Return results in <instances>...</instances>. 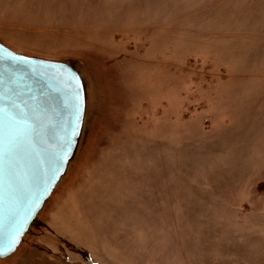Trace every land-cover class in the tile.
<instances>
[{"label":"rangeland","instance_id":"obj_1","mask_svg":"<svg viewBox=\"0 0 264 264\" xmlns=\"http://www.w3.org/2000/svg\"><path fill=\"white\" fill-rule=\"evenodd\" d=\"M0 42L86 92L76 153L0 264L28 245L264 264V0H0Z\"/></svg>","mask_w":264,"mask_h":264},{"label":"water","instance_id":"obj_2","mask_svg":"<svg viewBox=\"0 0 264 264\" xmlns=\"http://www.w3.org/2000/svg\"><path fill=\"white\" fill-rule=\"evenodd\" d=\"M13 78L18 108L9 102ZM0 109L4 260L20 246L76 153L85 119V85L72 63L26 56L0 42Z\"/></svg>","mask_w":264,"mask_h":264},{"label":"crops","instance_id":"obj_3","mask_svg":"<svg viewBox=\"0 0 264 264\" xmlns=\"http://www.w3.org/2000/svg\"><path fill=\"white\" fill-rule=\"evenodd\" d=\"M71 254L67 248L59 246H31L21 251L9 264H91L89 260H83L79 252ZM82 252V253H83Z\"/></svg>","mask_w":264,"mask_h":264},{"label":"snow or ice","instance_id":"obj_4","mask_svg":"<svg viewBox=\"0 0 264 264\" xmlns=\"http://www.w3.org/2000/svg\"><path fill=\"white\" fill-rule=\"evenodd\" d=\"M10 83L12 86L9 89V102L13 108H18V105H16L15 99H14V96H15L14 78L12 80H10ZM0 111H2V109H0ZM10 119H11V122L14 124L16 122L17 117L14 114ZM13 242H14V240H13Z\"/></svg>","mask_w":264,"mask_h":264}]
</instances>
